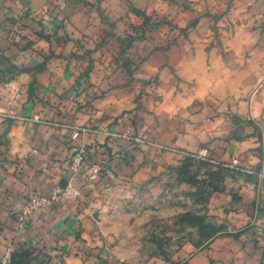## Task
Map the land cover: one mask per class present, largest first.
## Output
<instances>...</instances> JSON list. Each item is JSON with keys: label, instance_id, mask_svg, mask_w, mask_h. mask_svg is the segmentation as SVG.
Wrapping results in <instances>:
<instances>
[{"label": "crops", "instance_id": "obj_1", "mask_svg": "<svg viewBox=\"0 0 264 264\" xmlns=\"http://www.w3.org/2000/svg\"><path fill=\"white\" fill-rule=\"evenodd\" d=\"M98 1L0 0V264H98L95 183L17 220L29 195L68 183L78 151L82 173L105 167L102 188L204 149L237 167V235L121 264H264V0Z\"/></svg>", "mask_w": 264, "mask_h": 264}, {"label": "rangeland", "instance_id": "obj_2", "mask_svg": "<svg viewBox=\"0 0 264 264\" xmlns=\"http://www.w3.org/2000/svg\"><path fill=\"white\" fill-rule=\"evenodd\" d=\"M64 1L71 3L70 9L76 4L77 9L89 10L91 5L88 0ZM107 1H98L100 12H106L102 4ZM133 13L140 16L137 10ZM142 20L133 27L135 32L151 29V21ZM132 40L130 34L126 45ZM167 158L173 162L165 164L151 181H114L102 188L95 182L103 195L99 245L94 250L98 264H108L105 255L116 257L118 264L155 256L169 259L195 252L219 235H237V167L199 153H175Z\"/></svg>", "mask_w": 264, "mask_h": 264}, {"label": "built area", "instance_id": "obj_3", "mask_svg": "<svg viewBox=\"0 0 264 264\" xmlns=\"http://www.w3.org/2000/svg\"><path fill=\"white\" fill-rule=\"evenodd\" d=\"M82 132H83L82 130L76 129L72 135L73 140L79 139L81 137ZM133 140L136 143H144L145 142L144 140H141L138 138L133 139ZM200 154L203 157H208L209 151H208V149H204ZM84 156H85V154H84L83 150L78 151L76 153V155L74 156V158L72 160V169H73L72 178L69 179L65 188L59 187L56 190V192L52 198H46V197H43L37 193L31 194L28 196L23 210L17 215V220H18L19 224L24 225V223L26 222V220L29 216H31L34 213L44 211L54 201L63 200L65 203L70 204V202L74 201V203H75V201L79 200L81 193H80L79 189H77L74 186L73 182L75 181V179L79 178L80 176H82L84 178V180L86 181V183H88V184L91 182L95 183L97 180H99V175L102 171H104L105 167L92 166L85 173H82L81 167L85 163ZM233 163L235 165H237L238 161L234 160ZM260 176L262 178H264V171L261 172ZM3 262H4V264H9L10 263L9 256L6 255Z\"/></svg>", "mask_w": 264, "mask_h": 264}, {"label": "trees", "instance_id": "obj_4", "mask_svg": "<svg viewBox=\"0 0 264 264\" xmlns=\"http://www.w3.org/2000/svg\"><path fill=\"white\" fill-rule=\"evenodd\" d=\"M148 21H149V19H146L145 20V22H147L148 23ZM101 178H99V180H97V184H100L101 182H103L104 181V178L106 177V176H108V174H106V172H105V169H104V171H102L101 173ZM62 258V257H61ZM51 264H63V258H62V260H59V261H57V262H50Z\"/></svg>", "mask_w": 264, "mask_h": 264}, {"label": "water", "instance_id": "obj_5", "mask_svg": "<svg viewBox=\"0 0 264 264\" xmlns=\"http://www.w3.org/2000/svg\"><path fill=\"white\" fill-rule=\"evenodd\" d=\"M66 184H67L66 181H64L61 188H65Z\"/></svg>", "mask_w": 264, "mask_h": 264}]
</instances>
